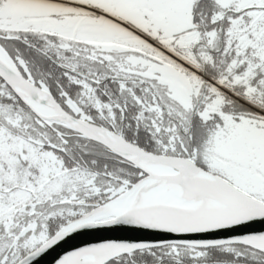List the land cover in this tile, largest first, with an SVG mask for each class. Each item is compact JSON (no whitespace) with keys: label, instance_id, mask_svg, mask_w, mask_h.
I'll return each mask as SVG.
<instances>
[{"label":"snow or ice","instance_id":"1","mask_svg":"<svg viewBox=\"0 0 264 264\" xmlns=\"http://www.w3.org/2000/svg\"><path fill=\"white\" fill-rule=\"evenodd\" d=\"M0 264H264V0H0Z\"/></svg>","mask_w":264,"mask_h":264}]
</instances>
